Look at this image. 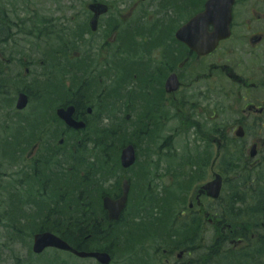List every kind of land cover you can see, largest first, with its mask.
<instances>
[{"label":"flooded vegetation","instance_id":"af4514ba","mask_svg":"<svg viewBox=\"0 0 264 264\" xmlns=\"http://www.w3.org/2000/svg\"><path fill=\"white\" fill-rule=\"evenodd\" d=\"M207 1L91 0L107 7L95 31L86 28V10L72 39L54 36L58 24L41 20L46 29L37 37L27 30V38L42 39L33 52L14 48L13 8L4 5L0 74L9 84L0 80V91L20 83L27 104L0 102V192L27 188L42 204L48 187L71 185L57 197L71 204L64 232L79 248L96 246L105 232H174L163 264H192L191 250L204 251L208 232L218 248L230 245L223 190L241 169L264 171V0H233L225 39L218 38L223 12L183 29ZM12 67L20 69L15 76ZM70 107L78 127L58 115ZM127 147L133 157L124 164ZM217 178L214 201L203 187ZM106 198L125 199L116 222ZM154 217L167 228H144Z\"/></svg>","mask_w":264,"mask_h":264},{"label":"rangeland","instance_id":"374dc122","mask_svg":"<svg viewBox=\"0 0 264 264\" xmlns=\"http://www.w3.org/2000/svg\"><path fill=\"white\" fill-rule=\"evenodd\" d=\"M11 2L12 4L13 3L18 4V6L27 4L29 5L30 10H34L35 16L30 17L31 22H28V27H31L33 23L32 20L34 18H36L35 19L36 21L38 17L40 16L45 17L47 19L55 18L56 21L54 22V24L55 23L60 24L61 27L59 28V31L57 32L51 29L53 31L54 36L57 35L61 38H67L71 36L74 26H76L78 23L81 22L79 15L82 13L83 9L85 8V5L87 6V4L89 3V0H11ZM22 2H25V3L23 4ZM51 10L53 11V14L50 12ZM19 13L20 12L17 11L16 18H18V16H21L22 19L27 18V14L25 16H22ZM45 23H46V20H45ZM70 25L71 27H68ZM41 30H43L42 24L40 26V29L39 27H37L33 31V34H32L33 37H37L38 31H41ZM48 31H50V28L48 29ZM13 39L16 40V43L14 46L16 51L21 48L20 50L26 49L28 52H33L36 49L33 47L35 40L42 42V39L34 38L35 40H33V38H29V37L27 38L25 36L23 37L22 35L18 37L15 36L13 37ZM51 43H53V41H51ZM34 58L36 57H32V59ZM12 69L15 71L14 76L17 75L20 70V69L16 70L15 67H12ZM34 69H36L35 64H34ZM9 76L10 74L5 73L3 77L7 78ZM1 81H2V84H5V85L9 84V82H5L3 78L1 79ZM7 93H9L6 96L7 99H11L14 96V91L11 92L9 89H7ZM0 99H1L0 102L6 101L2 96L0 97ZM13 107H14V104H13ZM1 122H2V118L0 116V123ZM254 174L255 172L248 171L247 175L250 176V178H252ZM256 180H259L260 187L258 186L257 182H254L255 191H252L249 194L251 195L252 200L254 198L258 202L257 205L259 206H257V208L260 210L259 214L262 216L263 212H262V207L260 204H262L261 200L263 197L259 196L260 195L259 192L261 191V189H264V185H262L264 183V172H262L261 175L256 177ZM4 182L6 183L7 180H4V179L2 180V187L4 185L3 184ZM46 191H47V195H46V198L42 199L43 203L42 204L39 203L35 205V207L34 206L31 207L33 211L30 213L28 211V208H26L25 206H21V202L23 203L26 199L30 200L34 198V196H31L29 193H26L27 188L21 189V190L16 189L15 191L11 192L12 204L8 206H6V203H5L6 201L4 199L5 195H3L2 192H0V264H46L48 262V258L54 259L58 262H62L65 264H94L91 261L84 262V261L76 260L74 259V257L65 255V254H60V253L53 254L51 251H47L45 255L40 258L32 257V259L29 261L30 255L28 252L31 246V240H29L28 236H26V233L28 232H23L21 233L20 236H17V235H14L16 232L12 233L13 229L7 225L15 224L16 227L18 228H24V225L22 224V220L26 218L27 216H29L30 214H33L34 217H37L36 214L33 213L35 212L38 214V216H40V218H34L32 223L29 225H28V221L26 222L27 227H29L30 229H35L40 219H42L43 214L50 211L53 205L58 204L57 195L63 194L65 192V187H63V185H61L60 188L48 187ZM234 193L238 194V192H234ZM59 209H60V206H59ZM256 212H255V217L258 218L259 214L257 215ZM52 217H54V215L50 216V218ZM258 220L262 222L264 221V217ZM246 221L251 222L250 220L248 221V219ZM246 221L240 220V222H238L237 224H242L241 222H246ZM252 222H254V220H252ZM60 224L62 226L64 223L60 221ZM157 228L166 229V225L158 224ZM246 229L251 231V228L249 225L246 226ZM69 234L72 236V240L75 243H77V241L73 239L74 237L73 232H69ZM116 234H117L116 237H110V238H117V237L124 238L128 234V232H116ZM150 236H151L150 232L145 233L143 236H138V234L136 235L134 232H132V236L130 238L131 241L129 242V244L126 245L121 240H118L117 242H115L114 244H116V246L118 245L119 247L123 248L125 252L124 254L120 253L117 257H115L113 259V264H158L156 259L155 261H147L148 260L147 255L150 253L152 246L153 248H156L155 244L160 242L159 240L160 237H164V238L167 237V232H157V234H154L153 237H150ZM102 240H103V236H101V239L98 240L97 245H100L101 243H103ZM167 240L163 241V246H165L164 244H166ZM137 244H141L143 246L139 247L137 246ZM85 246H86L85 249L91 248V247L88 248L86 244ZM252 247L256 248L255 245H252L251 248ZM248 251L249 249L244 251L243 255H241V252H239L238 254H235L232 260L234 262L239 261L238 264H255L254 262L250 260L251 256L247 254ZM132 254H139L140 255L139 259L141 262H137V261L127 262V260L131 258L128 255H132Z\"/></svg>","mask_w":264,"mask_h":264},{"label":"trees","instance_id":"16d2710c","mask_svg":"<svg viewBox=\"0 0 264 264\" xmlns=\"http://www.w3.org/2000/svg\"><path fill=\"white\" fill-rule=\"evenodd\" d=\"M259 194H260L259 195L260 197H263L262 200H261L262 204H260V205L262 207V212H263V215L262 216H264V189H261V191L259 192ZM232 195H233V192H231L228 195V197H225V199H224L225 200V206L227 205V208L224 209L225 220H229V221L236 222L240 218L246 217V220L248 219V221L249 220L251 221V222H247L246 221V223L250 227H252L254 224H256V225L259 224L260 221L258 219H256V217H255V212L256 211H257L256 212L257 215L260 213V210L257 208V206H259V205H257L258 202L253 198V200H251V202L248 205H242L240 208L235 209V207L234 208L231 207L230 204H232L234 202H236L237 204L244 203V199H240L239 197H237L235 199V201H233L231 203V202H229V198ZM65 217H66L65 214H63V215H57V218L62 223H65V221H66ZM46 220L48 221V225L47 226H52L54 228H58L59 229L58 222H60V221L56 220L55 222H51L48 217H45L43 219V223ZM252 220H254V222H252ZM262 222H264V221H262ZM63 226H64V224L62 225V227ZM52 233H54L57 236L61 237V239H63L64 241H66L70 246H76V243L72 240V236L69 234V232H52ZM241 233L242 232H238V235L241 234ZM252 245H255L256 248H257V250L255 251L254 257L251 256V259L250 260L252 262H254L255 264H264V237H261L257 241H250V244H249V247H248L249 250H250V248H251ZM217 250H218V244H216V243L209 244L208 247H207L206 253L205 254H202V255L198 256L196 259H194L192 264H208L212 258L214 260V258L216 256ZM240 252H241V255L244 254V250H241ZM52 253L53 254H58L59 252L53 251ZM229 254L233 255L235 253L232 252L230 249H228V255ZM257 260H259L260 263H256ZM46 264H65V263L58 262V261H56L54 259L48 258V262Z\"/></svg>","mask_w":264,"mask_h":264},{"label":"water","instance_id":"95a60500","mask_svg":"<svg viewBox=\"0 0 264 264\" xmlns=\"http://www.w3.org/2000/svg\"><path fill=\"white\" fill-rule=\"evenodd\" d=\"M230 5H231V3H227L224 5V8H223L225 18H226V23H225V27H224V30L226 31V33H228ZM216 6H217L216 0H211L207 3L206 9L216 8ZM90 9L93 10L94 12H96V14H95L96 16L101 13V11L97 9V7H91ZM199 17H197V18H199ZM196 19L191 21L187 25V27L190 26ZM92 26L94 28L95 23H93ZM189 28L192 29L193 27L191 26ZM25 105H26V97L24 95H19L16 108L21 110L25 107ZM126 153L127 152H123L122 161H124V159L128 158V155ZM204 189L206 190L208 197L215 199L218 197V194H219V182L214 181L211 184L205 186ZM46 248H53V249H57V250H60L63 252H68V253H71V254L78 256V257H81V258H94L100 264H110V257L107 254H103V253H90V254L77 253L75 250H73L71 247H69L64 241H62L60 238L54 236L51 233H43V234H39V235L34 236L33 252L35 254H41Z\"/></svg>","mask_w":264,"mask_h":264},{"label":"bare ground","instance_id":"6f19581e","mask_svg":"<svg viewBox=\"0 0 264 264\" xmlns=\"http://www.w3.org/2000/svg\"><path fill=\"white\" fill-rule=\"evenodd\" d=\"M0 36H2V34H0ZM249 187V192L251 193L252 191H254L255 189V185L252 184ZM237 205L236 202L230 204L231 207H235ZM257 249L256 248H250V250L248 251V255L254 257L255 251ZM234 255L229 254L228 255V248L227 246H222L220 248H218L217 252H216V256L213 260V258L210 260V262L208 264H237L238 262H234L233 259ZM256 263H260L259 260L256 261Z\"/></svg>","mask_w":264,"mask_h":264}]
</instances>
